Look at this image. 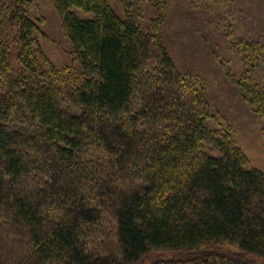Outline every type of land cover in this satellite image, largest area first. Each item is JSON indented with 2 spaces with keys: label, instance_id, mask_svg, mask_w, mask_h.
<instances>
[{
  "label": "trees",
  "instance_id": "1",
  "mask_svg": "<svg viewBox=\"0 0 264 264\" xmlns=\"http://www.w3.org/2000/svg\"><path fill=\"white\" fill-rule=\"evenodd\" d=\"M236 1L148 0L145 30L142 5L50 0L57 68L27 0H0V264L264 263V172L230 131L264 119V0Z\"/></svg>",
  "mask_w": 264,
  "mask_h": 264
},
{
  "label": "rangeland",
  "instance_id": "2",
  "mask_svg": "<svg viewBox=\"0 0 264 264\" xmlns=\"http://www.w3.org/2000/svg\"><path fill=\"white\" fill-rule=\"evenodd\" d=\"M121 1V0H119ZM123 1V0H122ZM125 4H131L133 6L142 5L145 10V15L143 19L145 30H150V17L153 13L150 11V3L148 0H124ZM207 4L212 2V9L219 6L223 7L228 5L237 9L238 1L236 0H226L228 3L220 4L219 0H202ZM224 1V0H221ZM173 3V2H172ZM117 8V6H115ZM26 9L28 16L33 19L38 25V35L36 36V41L42 48L43 53L55 65L57 68H63L67 66H73V56L71 53V45L67 38L65 37L62 29L60 27V21L56 11L50 0H27ZM213 9V10H214ZM223 10V9H222ZM224 11V10H223ZM227 11V10H225ZM81 18L85 19L87 16L83 15L78 11H74ZM212 14V12H210ZM199 20V19H197ZM196 20V22H197ZM176 23V14H171L168 11L163 18V31L168 33L172 28L176 29L179 26ZM174 41L176 39L168 40V42L174 46ZM245 124L248 119H244ZM208 127L214 130H219L221 135L225 132L226 128L219 127L215 122H208ZM236 128V127H235ZM232 132V138L235 140V145L241 148L249 160V166L257 168L264 172V119L251 121L245 127H240L239 129L230 128ZM229 131V132H230ZM101 228H98L91 234L88 238V250L92 252L102 253V250L107 249L115 244V226L114 223L107 219ZM98 230V231H97ZM103 248V249H102ZM235 249V248H234ZM232 249V250H234ZM233 252V251H230ZM234 253V252H233ZM175 254L171 252H152L144 257L138 264H156V262H161L173 258ZM264 264L256 261V264Z\"/></svg>",
  "mask_w": 264,
  "mask_h": 264
}]
</instances>
